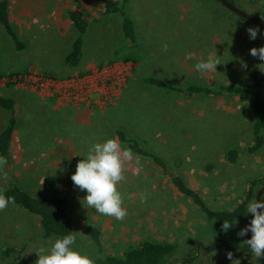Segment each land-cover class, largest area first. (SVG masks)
I'll list each match as a JSON object with an SVG mask.
<instances>
[{
	"label": "rangeland",
	"instance_id": "obj_1",
	"mask_svg": "<svg viewBox=\"0 0 264 264\" xmlns=\"http://www.w3.org/2000/svg\"><path fill=\"white\" fill-rule=\"evenodd\" d=\"M111 1L9 0L13 24L26 47L16 50L0 25V96L17 103L15 150L7 156L0 152L8 161L0 191L14 181L36 197L65 198L75 235L91 253L99 246L86 232L88 225L100 230L101 247L115 256L151 241L178 245L169 264H232L228 251L241 264H264V258L252 259L242 242L247 236L236 235L248 221L237 220L222 231V224L209 222L149 160L134 156L126 165V180L118 186L128 212L123 221L99 215L81 201L87 193L71 181L76 164L91 144L117 137V129L161 156L169 172L180 175L214 210H233L251 180L264 183V146L255 154L248 151L252 114L245 108L251 96H187L144 82L155 77L183 89L246 84L249 69L262 63L250 49L264 46V31L251 40L246 30L252 26L217 0H126L139 40L137 62L126 64L122 59L132 50L123 37L122 17L103 15ZM232 1L261 19L263 1ZM71 10L99 19L84 36L83 57L75 68L64 62L77 36L68 17ZM165 43L167 52L162 51ZM189 52L195 57L186 60ZM209 54L218 56L221 65L202 76L194 65ZM9 76L17 81L7 82ZM54 100L56 109L51 107ZM10 117L0 107V133ZM231 147H239L235 164L225 157ZM140 193L147 194L145 203ZM220 236L230 242V250L222 247ZM50 240L42 237L38 217L21 207L10 204L0 212V264H35V251L48 247ZM8 248L18 252L6 256Z\"/></svg>",
	"mask_w": 264,
	"mask_h": 264
},
{
	"label": "trees",
	"instance_id": "obj_2",
	"mask_svg": "<svg viewBox=\"0 0 264 264\" xmlns=\"http://www.w3.org/2000/svg\"><path fill=\"white\" fill-rule=\"evenodd\" d=\"M229 1L233 2L232 0ZM260 1L264 2V0ZM114 14H119L122 17L123 37L130 50H132L130 55L122 59V62L136 63L138 60L136 58V52L139 49V40L136 33L135 23L128 14L126 0H115L105 4L103 15ZM68 17L77 31V36L72 42L70 50L65 56L64 62L67 66L75 68L79 66L83 57V49L85 44L84 36L86 35L90 24L98 22L99 19L93 18L88 20L76 10L69 11ZM262 17H264V4L260 19V21L264 22ZM246 22L252 27H255L250 24V22ZM0 25L3 27L8 37L13 41L16 50H24L26 45L19 37V34L11 19L9 0H0ZM132 57L135 58V61H132ZM248 72L250 78L248 83L220 85V87L217 88L206 87L202 85H189L183 89L171 86L162 79L155 77H147L144 79V82L157 88H168L188 96H193L195 94H206L213 96H222L226 94H247L251 96V104L249 108L247 107L245 110H250L252 114L253 143L248 148V151L251 154H255L264 146V93L262 94V91L264 90V74H262L257 68H250ZM1 75L2 74H0V76ZM0 107L12 113V117L10 118L6 129L0 133V152L2 155L7 156L11 149L12 137L17 125V118L15 115V100L0 96ZM115 133L119 141L126 143L134 155L150 159L154 164L160 167L164 173L169 175L173 186L186 197L190 198L209 222L221 225L223 224L224 220L234 223L237 220L248 221L252 216L251 213H246V207L247 204L252 200L253 196L255 194L257 195L258 191L264 185L262 179L256 178L249 182L245 197L242 199L239 205L234 207L233 210H214L206 204L203 196L196 189L190 187L180 175L169 173L167 163L159 155L145 150L138 141L128 138L124 131L117 129ZM235 148L236 147L228 148L225 153L226 160L231 164H235L237 162L239 147L237 151ZM2 192L6 196L15 197L14 205L19 206L27 212L38 217L43 238L54 239L63 237L69 234V232H72V234L75 235L73 220L67 211V200L65 198L36 197L20 188L15 183H10L9 186ZM86 232L99 246L98 252L91 253L87 248H85V246L79 241L77 237L76 245H74V247L82 254L88 255L95 262V264H169L172 261V257L178 250V245L173 243L143 241L138 245L128 247L122 256H115L106 253L101 247L100 230L98 228L88 225L86 227ZM222 237L223 236H220V239L224 242L222 247L229 248L230 250V242L227 241L226 238ZM17 252L18 251L14 250L13 248H8L4 254L9 256L12 253Z\"/></svg>",
	"mask_w": 264,
	"mask_h": 264
},
{
	"label": "clouds",
	"instance_id": "obj_3",
	"mask_svg": "<svg viewBox=\"0 0 264 264\" xmlns=\"http://www.w3.org/2000/svg\"><path fill=\"white\" fill-rule=\"evenodd\" d=\"M246 31L251 40H255L261 32L259 27H249ZM167 50L168 45L165 43L162 51L167 52ZM250 55L262 62L255 67L264 74V46L251 48ZM194 57L195 54L191 52L185 55L186 60ZM217 65H221L218 56L209 54L206 60H199L194 67L197 73L203 76L217 72ZM241 67L246 69L247 64L241 61ZM133 159L132 150L123 146L117 137L90 145L86 156L77 162L75 172L71 175L73 186L87 193L81 200L87 208L117 221H123L127 217L124 196L118 186L126 180V165L133 162ZM7 163V159L0 156V175L4 180L8 178L5 171ZM136 163L139 164L138 159ZM136 172L138 174V169ZM139 198L141 203H145L147 194L140 193ZM10 204H15V197L6 196L0 191V212L6 210ZM246 213H251L252 219L236 235L245 237L249 231L251 232V238L244 239L242 242L250 250L252 259L258 261L264 258V195L257 199L255 194L247 204ZM233 226L234 223L224 220L221 230L227 232ZM74 245H76V236L72 232L63 237L51 239L48 247H39L35 251L38 257L35 264H95L88 255L82 254ZM226 256L232 264H241L239 259H233L231 251H228Z\"/></svg>",
	"mask_w": 264,
	"mask_h": 264
},
{
	"label": "water",
	"instance_id": "obj_4",
	"mask_svg": "<svg viewBox=\"0 0 264 264\" xmlns=\"http://www.w3.org/2000/svg\"><path fill=\"white\" fill-rule=\"evenodd\" d=\"M217 1L220 4H222L225 8H227L229 11H231L234 14L240 16L244 20L250 22V24H252L253 26L259 27V29L261 31H264V22L260 21V19L253 18L252 16H250L249 14H247L246 12H244L242 9H240L239 7H237L234 3H232L229 0H217ZM261 195H264V185L258 191V193H257V199H259ZM251 219H252V216L248 220V224L250 223ZM250 238H251V232L249 231V233L247 234V239H250Z\"/></svg>",
	"mask_w": 264,
	"mask_h": 264
},
{
	"label": "crops",
	"instance_id": "obj_5",
	"mask_svg": "<svg viewBox=\"0 0 264 264\" xmlns=\"http://www.w3.org/2000/svg\"><path fill=\"white\" fill-rule=\"evenodd\" d=\"M77 11V10H76ZM10 15H11V19H12V22H13V18H12V14H11V11H10ZM14 25V24H13ZM20 37V36H19ZM126 64H128V63H126ZM145 79V78H144ZM188 96V95H187ZM7 98H11V97H7ZM11 99H13V98H11ZM14 100V99H13ZM95 101V103H98V105H99V102L97 101V100H94ZM54 104L51 106L53 109H56L57 108V106L58 105H56L58 102H56L55 100H54ZM15 115H16V107H17V103L15 102ZM8 111V110H7ZM11 113V112H10ZM12 114V113H11ZM11 118V117H10ZM116 132V131H115ZM15 134H16V131L13 133V137H12V143H11V151H14L15 150V144H16V142H15ZM131 139H134V140H136V141H138L137 139H135V138H131ZM139 142V141H138ZM140 143V142H139ZM141 144V143H140ZM142 146V145H141ZM144 148V147H143ZM145 149V148H144ZM145 150H147V149H145ZM227 150V149H226ZM147 151H149V150H147ZM150 152H152V151H150ZM154 153V152H153ZM156 154V153H155ZM158 155V154H157ZM134 156H136V155H134ZM136 157H138V156H136ZM161 157V156H160ZM138 158H142V157H138ZM162 158V157H161ZM143 159H146V158H143ZM163 159V158H162ZM146 160H149L150 162H152L150 159H146ZM164 160V159H163ZM165 161V160H164ZM166 162V161H165ZM153 163V162H152ZM167 163V162H166ZM179 163V162H178ZM154 164V163H153ZM155 166H157L156 164H154ZM167 166H168V164H167ZM158 167V166H157ZM159 169H160V167H158ZM162 171V170H161ZM169 171V170H168ZM163 172V171H162ZM164 173V172H163ZM169 173H171V172H169ZM165 175H167L166 173H164ZM175 174V173H174ZM169 176V175H168ZM170 177V176H169ZM10 182H12V183H15L14 181H10ZM16 184V183H15ZM18 185V184H17ZM9 186V185H8ZM7 186V187H8ZM19 186V185H18ZM6 187V188H7ZM20 187V186H19ZM5 188V189H6ZM20 188H22V187H20ZM23 189V188H22ZM26 191V190H25ZM28 192V191H27ZM28 193H30V192H28ZM31 194V193H30ZM55 197H60V196H55ZM61 198H63V197H61ZM120 256H122V255H120Z\"/></svg>",
	"mask_w": 264,
	"mask_h": 264
},
{
	"label": "built area",
	"instance_id": "obj_6",
	"mask_svg": "<svg viewBox=\"0 0 264 264\" xmlns=\"http://www.w3.org/2000/svg\"><path fill=\"white\" fill-rule=\"evenodd\" d=\"M17 77L16 76H13L12 78L9 76V78L7 79V82H11V83H14L17 81L16 79Z\"/></svg>",
	"mask_w": 264,
	"mask_h": 264
}]
</instances>
